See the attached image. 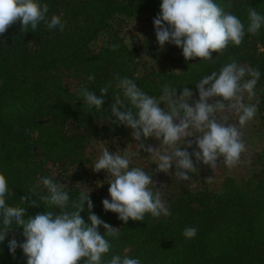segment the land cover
Listing matches in <instances>:
<instances>
[{"label": "trees", "instance_id": "trees-1", "mask_svg": "<svg viewBox=\"0 0 264 264\" xmlns=\"http://www.w3.org/2000/svg\"><path fill=\"white\" fill-rule=\"evenodd\" d=\"M49 17L61 16L64 30L51 33L42 23L36 31H24L19 22L0 35V169H3L12 195L8 203L23 206L22 197L33 194L39 206L25 200L27 216L49 208L38 198L46 189L36 181L50 176L47 163L66 169L83 162V152L91 138L124 135L127 128L109 120L117 88V77L134 79L150 95L159 96L164 84L188 87L197 92L196 83L235 59L261 72L256 85L258 106L264 121V27L258 34H247L240 46H229L212 53V60H185L176 47V60L184 66L181 74L158 71L137 76L132 56L123 39L111 33L98 51L91 43L110 27L111 20L122 15L133 18L140 13L157 16L160 0H44ZM245 23L248 9L264 14V0H217ZM114 45H119L114 48ZM93 80H88L89 76ZM74 80L70 86L63 78ZM110 85L102 110L90 113L78 96L82 86L99 96V89ZM114 119V117H113ZM68 124H73L69 127ZM86 162V160L84 161ZM257 168L246 176H226L218 190L188 189L178 186L162 194L172 215L144 221L129 220L105 212L95 193H90L93 211L111 226L120 229L119 239L112 240L111 254L139 257L143 264H264V151L257 154ZM66 188L75 198L79 189ZM87 209V205H85ZM87 222V210L81 213ZM196 227L197 236L186 239L183 230ZM101 234L104 229H98ZM18 241L22 229L12 228ZM8 239L0 251V264H26L22 251L15 258L6 251ZM82 264V260L78 262Z\"/></svg>", "mask_w": 264, "mask_h": 264}, {"label": "clouds", "instance_id": "clouds-1", "mask_svg": "<svg viewBox=\"0 0 264 264\" xmlns=\"http://www.w3.org/2000/svg\"><path fill=\"white\" fill-rule=\"evenodd\" d=\"M48 13L49 6L44 0H0V35L17 22L24 31H36L43 23L51 33L62 32L66 26L62 14L49 17ZM153 25L161 49L171 44L182 49L185 60L207 61L213 59L212 53L222 52L229 44L240 46L247 34H258L264 27V14L250 7L246 27L239 16L226 11L217 0H160V12ZM260 77L258 69L232 59L196 83L197 99H193V91L186 86L179 88L182 91L178 95V88L164 84L157 97L139 87L134 79L117 77L120 92L111 104L109 120L131 129L136 149L149 154L156 172L172 171L178 180L190 181L198 164L214 169L220 158L228 168L241 162L247 146L240 129L258 112V105L246 103L245 99L247 96L251 100L256 95ZM93 79L94 76L88 77L90 81ZM109 87L100 88L98 96L82 86L78 96L90 113L93 109L99 111ZM230 114L238 117L239 128L229 122ZM149 138H155L158 146H146L144 142ZM92 169L106 172L110 198L101 201L103 210L117 214L123 223L144 221L146 214L154 218L172 215L162 199L163 188L157 187L152 171L134 165L132 153L121 154L119 149L110 151L104 147ZM56 176L40 178L47 194L39 196L38 202L42 200L59 211L45 210L27 216L26 199L33 207L40 204L31 199L36 197L34 190L21 198L23 206H11L8 198L12 193L0 169V251L7 238L6 251L15 258L20 249L26 264H78L81 260L82 264H143L139 257L110 255L112 240L119 239L120 229L93 211L91 188L75 187L79 192L73 198ZM86 210L87 222L81 215ZM100 227L105 230L103 234L98 230ZM12 228L22 229V241L9 232ZM197 232L196 227H186L182 234L193 239Z\"/></svg>", "mask_w": 264, "mask_h": 264}, {"label": "rangeland", "instance_id": "rangeland-1", "mask_svg": "<svg viewBox=\"0 0 264 264\" xmlns=\"http://www.w3.org/2000/svg\"><path fill=\"white\" fill-rule=\"evenodd\" d=\"M155 17V15L150 13H140L133 18L117 15L111 20L109 29L99 33L91 43V49L98 51L100 47L107 44L110 34L116 33L123 39L124 44L130 51L135 75L146 76L158 71L181 74L184 72V66L176 60V46L165 44L161 49L156 40L153 25ZM240 64L248 65L246 63ZM63 81L70 86L74 84V80L68 77H64ZM193 94V99H197L198 92H193ZM245 102L258 105V96L255 95L251 100H248L246 96ZM163 106L162 104L161 107ZM229 122L235 124L238 128L240 127L238 117L235 114H230ZM68 126L72 127L73 124H68ZM240 130L242 139L247 146V151L241 156V162L232 168H228L221 162L222 158H220L214 169L207 165L198 164V169L191 174L190 181L178 180L172 171L168 174L156 172V165L149 157V154L144 151L139 152L136 149V142L132 140L131 129L128 128L124 135H107L103 140L91 138L83 152V158L86 162H84L85 160L83 162H75L66 167V169H62L59 164L49 162L46 167L49 175L57 174L56 179L66 185V188L70 185L79 187L85 185L91 188V193H95L99 198H110L105 170L95 172L92 169L102 149L109 147L110 151L119 149L121 154L125 152L132 153L134 165L142 166L146 171H152L153 180L157 187L163 188L162 194L169 190L177 189L178 186L188 189L209 188L218 190L226 176H246L258 166L257 154L264 151V121L261 118L259 106L256 116ZM144 143L146 146H158L159 144L155 138H149ZM36 185L41 188L40 190L44 189L40 179L36 181Z\"/></svg>", "mask_w": 264, "mask_h": 264}]
</instances>
